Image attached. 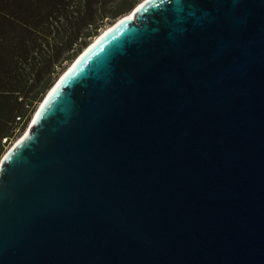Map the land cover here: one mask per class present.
<instances>
[{"label":"water","instance_id":"water-1","mask_svg":"<svg viewBox=\"0 0 264 264\" xmlns=\"http://www.w3.org/2000/svg\"><path fill=\"white\" fill-rule=\"evenodd\" d=\"M0 264H264V0H141L0 159Z\"/></svg>","mask_w":264,"mask_h":264},{"label":"trees","instance_id":"trees-1","mask_svg":"<svg viewBox=\"0 0 264 264\" xmlns=\"http://www.w3.org/2000/svg\"><path fill=\"white\" fill-rule=\"evenodd\" d=\"M139 1L0 0V154L65 65Z\"/></svg>","mask_w":264,"mask_h":264},{"label":"rangeland","instance_id":"rangeland-1","mask_svg":"<svg viewBox=\"0 0 264 264\" xmlns=\"http://www.w3.org/2000/svg\"><path fill=\"white\" fill-rule=\"evenodd\" d=\"M141 1V0H140ZM139 1V2H140ZM138 2V3H139ZM123 16V15H122ZM121 17V16H120ZM119 18V17H118ZM118 18H116L113 22H112V24L118 19ZM109 26H111V24L110 25H106L105 27H103L100 31H99V33H98V35L101 33V32H103L104 30H106V28L107 27H109ZM96 37V36H95ZM95 37H93L92 39H90V42L87 44V45H89L94 39H95ZM86 45V46H87ZM85 48V47H84ZM83 48V49H84ZM74 60V59H73ZM72 60V61H73ZM71 61V62H72ZM71 62H69V63H67V65H65V68L63 69V71L71 64ZM63 71H61L60 73H59V75H57L56 76V78H55V80L51 83V85L49 86V88H47V90L43 93V95L41 96V98L38 100V101H36V102H34V107H33V109H32V111L30 112V115H29V117L27 118V119H25V118H23V119H20L19 121L21 122V123H19V125H18V127L15 129V133L12 135V137L10 138V140H7L6 142H5V145H4V147H3V150H2V153L0 154V159H1V157L3 156V153H5L12 145H13V143L23 134V132L26 130V128H27V126H28V124H29V122H30V120H31V118H32V116H33V114H34V112L36 111V109H37V107L39 106V104L41 103V101H42V99H43V97L46 95V93H47V91L50 89V87L56 82V80L58 79V77L61 75V73L63 72ZM22 124V125H21Z\"/></svg>","mask_w":264,"mask_h":264},{"label":"bare ground","instance_id":"bare-ground-1","mask_svg":"<svg viewBox=\"0 0 264 264\" xmlns=\"http://www.w3.org/2000/svg\"><path fill=\"white\" fill-rule=\"evenodd\" d=\"M110 27V26H109ZM109 27H107L106 29H108ZM105 31V30H104Z\"/></svg>","mask_w":264,"mask_h":264}]
</instances>
